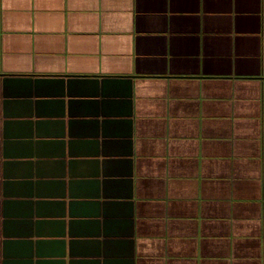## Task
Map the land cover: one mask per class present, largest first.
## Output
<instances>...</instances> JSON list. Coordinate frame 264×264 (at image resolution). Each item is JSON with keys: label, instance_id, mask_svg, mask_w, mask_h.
I'll list each match as a JSON object with an SVG mask.
<instances>
[{"label": "crops", "instance_id": "0c3cea01", "mask_svg": "<svg viewBox=\"0 0 264 264\" xmlns=\"http://www.w3.org/2000/svg\"><path fill=\"white\" fill-rule=\"evenodd\" d=\"M0 264H264V0H0Z\"/></svg>", "mask_w": 264, "mask_h": 264}]
</instances>
